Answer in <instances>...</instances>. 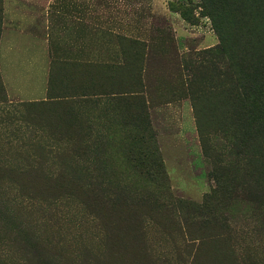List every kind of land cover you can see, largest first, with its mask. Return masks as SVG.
I'll return each mask as SVG.
<instances>
[{
    "label": "rangeland",
    "instance_id": "374dc122",
    "mask_svg": "<svg viewBox=\"0 0 264 264\" xmlns=\"http://www.w3.org/2000/svg\"><path fill=\"white\" fill-rule=\"evenodd\" d=\"M187 4L192 8L185 19L181 8ZM47 5L52 15L60 11L53 25L68 30L70 39L56 30L51 37L49 87L56 95H63L59 86L74 84L69 93L102 84L129 91L141 64L132 42L153 56L144 68L145 88L137 89L142 96L109 111L104 104L81 105L79 97L23 100L7 87L0 63V264H264V192L257 188V182L264 186V157L250 161L249 176L240 179L249 189L215 206L217 220L174 208L180 200L202 204L216 187L210 177L215 159L224 154L228 164L236 160L224 132L226 96L214 91L193 102L187 85L198 54L221 43L202 0H0V57L8 40L40 35L34 22H44L38 14ZM238 6L237 15L248 23L236 33L255 44L264 62V0H239ZM77 47L78 58L65 57ZM87 60L122 63L126 72L95 82L83 72L62 75V64ZM186 61L193 62L188 72ZM86 131L94 132L90 139ZM134 134H143L146 144L136 145ZM252 143V152L264 147V140ZM144 150L160 155L163 176L153 179L146 171ZM86 177L145 188L150 200L121 198L116 206L95 209L83 202ZM155 182L170 192L161 194Z\"/></svg>",
    "mask_w": 264,
    "mask_h": 264
},
{
    "label": "trees",
    "instance_id": "16d2710c",
    "mask_svg": "<svg viewBox=\"0 0 264 264\" xmlns=\"http://www.w3.org/2000/svg\"><path fill=\"white\" fill-rule=\"evenodd\" d=\"M238 2L239 0H202V9L211 18L215 29L219 33L221 43L215 49L206 50L205 54H198L200 62L192 68L197 73L190 70L191 76L187 78V85L190 92L193 93V102L210 96L214 91L216 93H224V96H226L227 110L225 118L229 119V121L224 132L230 139V151L236 157V160L233 164H228L224 154L215 159V168L211 172L210 177L216 183V187L210 194L206 195L202 204L180 200L174 204V208H179L183 211L186 207L187 212L195 214L205 213L209 219L212 216L215 220H217L215 206L218 205V202L221 203L224 201L226 195L248 190L250 184L241 183L240 179L242 176H249L250 161L258 159L257 157L259 156L264 157V147L262 145L261 151H251V145L254 144L252 143L253 141L264 140V62L260 61L255 55L257 52L255 44L253 42H247V38H241L236 33V30L241 27L244 28L245 23H248L244 15L242 17L237 15L238 9L241 10ZM189 8H192L190 4H187L185 8H181L182 13L185 14V19H187L186 11ZM234 16L237 20L235 25L232 24V18ZM226 19L229 26H234V34L229 28L225 27L228 26L224 22ZM249 31L253 32L254 30ZM132 44L134 45L133 48L136 49L135 56L141 64L139 67L140 71L138 72V84L130 86L129 91H125L123 86H120L121 89L120 87L111 88L107 84H102L101 87H91L85 83L86 87L80 88L81 90L79 89V92L76 94L74 92H68V90H73L76 84L69 89L67 86H59L58 91L63 94L59 96L54 93L57 90L50 86L48 88L46 102L74 100V98L79 97V103L81 105L96 108L99 104H104L106 106L105 110L109 111L117 106H121L124 102L136 96H142V93L139 94L137 89L145 88L142 76L145 71L144 68L148 66V63L150 64V58L153 55L140 42L134 41ZM209 61L211 62L208 66H211L212 70L208 73V77L210 76V78L207 79L202 76H205L204 70L208 68L204 63ZM216 61H219L221 66L216 65L215 67ZM192 64V61H186L184 69L188 72V67ZM115 65L114 63H100L87 60L84 63L63 64L61 70L62 75L66 71L73 72L72 74L74 75L78 72H83L85 79L95 82L102 78L110 77L114 72H126V65H122V63L118 64L120 67H115ZM78 80L80 78L76 81ZM97 88H99V91L95 90ZM71 105L73 108L76 107V103L74 104V102ZM92 133L94 132L86 131L84 136L90 139ZM131 138L136 145L146 144L143 134H134ZM203 152L208 156V152L204 146ZM142 156L148 166L146 171L154 176L153 179H158L165 174L163 162L156 151L149 152V150H144ZM87 163L89 162L87 161ZM89 170V168L85 167L82 171L87 173ZM255 172L252 173V176L256 175ZM257 183L259 184L257 188L262 189V192H264L263 182ZM164 184V182H155L153 185L161 188V194L169 193V186ZM80 187L86 192L87 199L84 197L83 202L90 207H95V209L101 206H116L121 198L132 199V201L138 198L141 201L150 200V193H147V189L144 188L139 192V187L120 181L110 182V180H98L86 177L84 180H81ZM251 197L256 201V198ZM152 200L160 202V198H156L154 195L152 196ZM114 222L112 220L110 223L113 224ZM57 263L55 262L53 264Z\"/></svg>",
    "mask_w": 264,
    "mask_h": 264
},
{
    "label": "crops",
    "instance_id": "0c3cea01",
    "mask_svg": "<svg viewBox=\"0 0 264 264\" xmlns=\"http://www.w3.org/2000/svg\"><path fill=\"white\" fill-rule=\"evenodd\" d=\"M52 13L50 5H47L46 9L38 14L40 15L38 17L44 20L40 24L37 21L34 22L40 35L38 32H32L33 34L22 35L16 41L8 40L1 50V72L5 83L12 93L23 100H34L47 96L50 78L48 62L52 47L51 37L55 35V30L60 39L70 40L64 34L68 30L53 25L52 18L60 14V11H57L55 15ZM77 19L79 20V17ZM76 49L75 52L67 51L65 57L77 56L76 58H78L81 53L78 47Z\"/></svg>",
    "mask_w": 264,
    "mask_h": 264
}]
</instances>
